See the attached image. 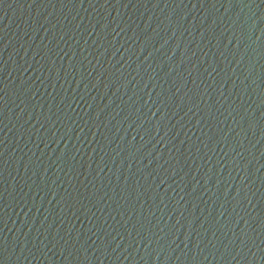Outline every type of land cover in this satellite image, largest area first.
I'll list each match as a JSON object with an SVG mask.
<instances>
[{
    "label": "water",
    "instance_id": "95a60500",
    "mask_svg": "<svg viewBox=\"0 0 264 264\" xmlns=\"http://www.w3.org/2000/svg\"><path fill=\"white\" fill-rule=\"evenodd\" d=\"M0 264H264V0H0Z\"/></svg>",
    "mask_w": 264,
    "mask_h": 264
}]
</instances>
